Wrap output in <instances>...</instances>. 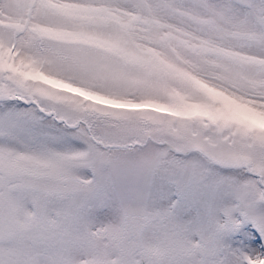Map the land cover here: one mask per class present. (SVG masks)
<instances>
[{
	"label": "snow or ice",
	"instance_id": "1",
	"mask_svg": "<svg viewBox=\"0 0 264 264\" xmlns=\"http://www.w3.org/2000/svg\"><path fill=\"white\" fill-rule=\"evenodd\" d=\"M0 264H264V0H0Z\"/></svg>",
	"mask_w": 264,
	"mask_h": 264
}]
</instances>
